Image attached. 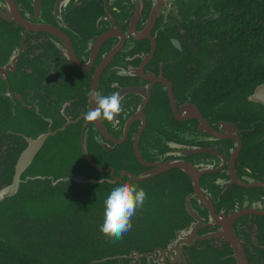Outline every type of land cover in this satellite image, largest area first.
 Segmentation results:
<instances>
[{"label":"flooded vegetation","instance_id":"flooded-vegetation-1","mask_svg":"<svg viewBox=\"0 0 264 264\" xmlns=\"http://www.w3.org/2000/svg\"><path fill=\"white\" fill-rule=\"evenodd\" d=\"M192 3L0 0V189L24 170L0 206V250L38 264H264V106L213 91L222 53ZM93 92L119 93L124 110L87 122ZM120 182L147 199L113 241L99 227Z\"/></svg>","mask_w":264,"mask_h":264},{"label":"trees","instance_id":"trees-1","mask_svg":"<svg viewBox=\"0 0 264 264\" xmlns=\"http://www.w3.org/2000/svg\"><path fill=\"white\" fill-rule=\"evenodd\" d=\"M192 4L197 15L206 16L198 25L200 34L216 40L219 53H222V63L211 82L215 86L213 91L243 92L246 101L245 96L264 82V0H197V4ZM210 13L211 19H208ZM4 206L10 208L14 205L4 203ZM2 210L5 212V207L0 208V225L5 223ZM5 255L8 260L2 258ZM0 264L38 263L3 248L0 250Z\"/></svg>","mask_w":264,"mask_h":264},{"label":"clouds","instance_id":"clouds-1","mask_svg":"<svg viewBox=\"0 0 264 264\" xmlns=\"http://www.w3.org/2000/svg\"><path fill=\"white\" fill-rule=\"evenodd\" d=\"M119 11V9H113ZM91 102L96 107L90 109L84 119L87 122L112 121L123 109L121 96L117 92L110 95H101L98 92L90 94ZM147 199L143 188L131 183H116L108 192L103 201V222L100 232L113 241H119L132 229V218L137 210L142 209Z\"/></svg>","mask_w":264,"mask_h":264},{"label":"water","instance_id":"water-1","mask_svg":"<svg viewBox=\"0 0 264 264\" xmlns=\"http://www.w3.org/2000/svg\"><path fill=\"white\" fill-rule=\"evenodd\" d=\"M172 2L174 4V6H176L175 5L176 4V0H172ZM212 11L213 10H211V12ZM211 15H212V13L209 14L208 19H211ZM217 17L218 16H215L214 18H217ZM241 97H239V98H241ZM239 98H236V99H239ZM245 100L248 101V102H251V103H259V104H262L264 106V82L259 84V85H257L252 93L246 95L245 96ZM41 143H42V140H40L39 145ZM39 145L36 144L34 147H31V149L23 155V157H28V160L26 162V167L29 165V163L32 161V159L34 158L35 154L37 153ZM26 167H25V169H26ZM23 171L24 170H20V169H18L16 171V179H15V182H14V184L12 186L0 189V206L4 202L5 198L10 197V195H13V194H15L17 192V190H18L17 186H18L19 177L23 173ZM34 178H38V179L41 178V179H44V180L50 178L51 180H53V177H48V176H45V177H34ZM61 179L65 180V179H67V177L63 176ZM129 258H131V255L129 256Z\"/></svg>","mask_w":264,"mask_h":264}]
</instances>
